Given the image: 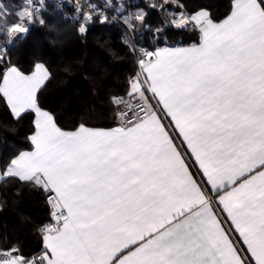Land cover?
<instances>
[{"label":"snow or ice","instance_id":"obj_1","mask_svg":"<svg viewBox=\"0 0 264 264\" xmlns=\"http://www.w3.org/2000/svg\"><path fill=\"white\" fill-rule=\"evenodd\" d=\"M43 8L0 2V104L31 123L0 184L47 205L41 243L0 244V264H264V0H229L222 16L184 0L78 4L79 34L124 27L137 71L109 100L112 124L71 129L41 103L50 68L13 59Z\"/></svg>","mask_w":264,"mask_h":264},{"label":"trees","instance_id":"obj_2","mask_svg":"<svg viewBox=\"0 0 264 264\" xmlns=\"http://www.w3.org/2000/svg\"><path fill=\"white\" fill-rule=\"evenodd\" d=\"M141 7L145 0H133ZM189 9L205 8L214 16H222L229 0H184ZM132 10H135L133 8ZM45 24L37 21L27 39L13 51V59L27 68L34 61L44 62L53 78L41 96V103L51 111L60 125L71 129L87 121L90 126L112 124L109 105L112 95L123 94L128 78L136 72V58L125 44L121 24L95 23L86 35L78 32V23L70 12L48 4L41 12ZM158 23L157 16L150 17ZM145 46L151 44V34L137 37ZM190 34L172 36L168 43H191ZM158 46H163L159 44ZM0 125L10 128L0 139V157L27 150L31 123L25 119L14 122L0 104ZM0 244L18 243L26 249L41 243L36 226L47 217L43 196L17 184H0Z\"/></svg>","mask_w":264,"mask_h":264},{"label":"built area","instance_id":"obj_3","mask_svg":"<svg viewBox=\"0 0 264 264\" xmlns=\"http://www.w3.org/2000/svg\"><path fill=\"white\" fill-rule=\"evenodd\" d=\"M3 0H0L2 2ZM148 2V0H145ZM19 4H22L25 2V0H18ZM43 5L45 7L46 4L50 3L54 6L60 8L65 14H69L70 12L74 16L75 20H77V12L75 11L78 4H83L84 0H42ZM93 3L100 5L101 9L104 10V5L107 3V0H92ZM116 0H113V3H115ZM87 11V9H85ZM43 11V10H42ZM41 11V12H42ZM108 15L112 16L115 15L114 10H107ZM79 26V24H78ZM136 71H137V65H136Z\"/></svg>","mask_w":264,"mask_h":264},{"label":"crops","instance_id":"obj_4","mask_svg":"<svg viewBox=\"0 0 264 264\" xmlns=\"http://www.w3.org/2000/svg\"><path fill=\"white\" fill-rule=\"evenodd\" d=\"M16 2H17V0H11V1L7 0L5 4H10V5L14 6V3H16ZM163 46H160V47H163Z\"/></svg>","mask_w":264,"mask_h":264},{"label":"rangeland","instance_id":"obj_5","mask_svg":"<svg viewBox=\"0 0 264 264\" xmlns=\"http://www.w3.org/2000/svg\"><path fill=\"white\" fill-rule=\"evenodd\" d=\"M6 1H7V0H3L2 2H3V3H6ZM9 1H11V0H9ZM16 4H19L18 0H17L16 3H14V5H16ZM48 4H50V3H48ZM48 4L45 5V7L43 8V10L47 7Z\"/></svg>","mask_w":264,"mask_h":264}]
</instances>
